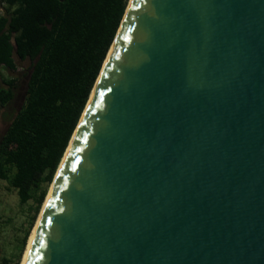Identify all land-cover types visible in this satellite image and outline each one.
<instances>
[{"label":"water","instance_id":"1","mask_svg":"<svg viewBox=\"0 0 264 264\" xmlns=\"http://www.w3.org/2000/svg\"><path fill=\"white\" fill-rule=\"evenodd\" d=\"M53 182L24 264H264V0H130Z\"/></svg>","mask_w":264,"mask_h":264},{"label":"trees","instance_id":"2","mask_svg":"<svg viewBox=\"0 0 264 264\" xmlns=\"http://www.w3.org/2000/svg\"><path fill=\"white\" fill-rule=\"evenodd\" d=\"M129 1L0 0V68L15 71L16 57L30 61L25 101L0 133V185L8 182L21 204L37 201L14 264L21 263ZM17 82L2 78L1 108L17 98Z\"/></svg>","mask_w":264,"mask_h":264},{"label":"rangeland","instance_id":"3","mask_svg":"<svg viewBox=\"0 0 264 264\" xmlns=\"http://www.w3.org/2000/svg\"><path fill=\"white\" fill-rule=\"evenodd\" d=\"M16 63L17 69L15 71H10L5 67L0 68L2 74L0 76L1 85L3 84L2 78L14 77L18 80L17 83L20 86L19 94L11 106L7 109L0 107V133H3L8 127L12 116L21 108L26 97L25 90L30 61H21L16 57ZM51 185L48 187L47 195ZM44 203L42 204L34 226L31 228L25 249L21 253V263ZM36 204L37 201L35 199L30 200L26 204H21L17 192L9 187L8 182L2 181L0 185V264H4L5 259L9 260L8 264H14L18 259L23 238L30 227L32 216L35 213Z\"/></svg>","mask_w":264,"mask_h":264},{"label":"bare ground","instance_id":"4","mask_svg":"<svg viewBox=\"0 0 264 264\" xmlns=\"http://www.w3.org/2000/svg\"><path fill=\"white\" fill-rule=\"evenodd\" d=\"M53 186H54V182H53L52 185H51V188H50L49 193H50L51 190L53 189ZM49 193H48V194H49ZM47 198H48V196H47ZM46 201H47V199H46ZM46 201H45V203H44V205H43V208H42V211H41V213H40V215H39L38 221H37V223H36V225H35V227H34V229H33L32 235H31V237H30V240H29V243H28V246H27V249H26V252H25V254H24V257H23V260H22V263H21V264H24V263H25V260H26V258H27V256H28L29 251H30V248H31L32 242H33L34 237H35L36 232H37V228H38L39 222H40V220H41L42 215L44 214V210H45V207H46Z\"/></svg>","mask_w":264,"mask_h":264}]
</instances>
